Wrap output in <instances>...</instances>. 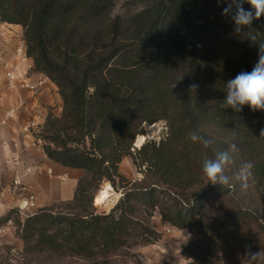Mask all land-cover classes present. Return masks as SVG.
Returning a JSON list of instances; mask_svg holds the SVG:
<instances>
[{"label":"trees","instance_id":"trees-1","mask_svg":"<svg viewBox=\"0 0 264 264\" xmlns=\"http://www.w3.org/2000/svg\"><path fill=\"white\" fill-rule=\"evenodd\" d=\"M115 3L0 0V22L23 27L34 69L57 85L63 100L61 116L41 125L44 151L84 171L74 198L61 202L64 211L53 205L17 219L25 247L105 260L133 239L159 241L150 222L158 209L164 223L195 232L182 248L192 264H213L228 253L235 264L248 262L246 246L264 249V111L221 105L226 82L258 62L264 15L237 33L218 0H146L126 17L113 15ZM159 120L167 121V136L137 149L145 125ZM191 131L230 153L228 185H213L203 174V161L215 153L193 143ZM127 156L141 180L121 172ZM246 161L254 163L255 182L243 189L235 176ZM104 182L123 195L110 211L98 212L93 200ZM216 200L229 209L211 219ZM17 212L2 219L12 221Z\"/></svg>","mask_w":264,"mask_h":264},{"label":"crops","instance_id":"crops-1","mask_svg":"<svg viewBox=\"0 0 264 264\" xmlns=\"http://www.w3.org/2000/svg\"><path fill=\"white\" fill-rule=\"evenodd\" d=\"M22 39L21 25L1 23L0 61L19 67L22 78L32 82L43 79L44 83L37 90L11 87L0 65V216L15 208L28 216L39 209L71 201L84 173L50 159L43 146L36 144L34 133L24 129L31 121L44 125L49 115L61 116L63 100L57 85L34 69L31 58L17 57L15 51ZM120 170L125 174L122 164ZM16 176L21 180L19 186L13 184Z\"/></svg>","mask_w":264,"mask_h":264},{"label":"rangeland","instance_id":"rangeland-1","mask_svg":"<svg viewBox=\"0 0 264 264\" xmlns=\"http://www.w3.org/2000/svg\"><path fill=\"white\" fill-rule=\"evenodd\" d=\"M145 4L146 0H116L113 15L126 17L135 14L143 9ZM1 23L4 22H0V25ZM167 131L168 124L165 120L147 123L145 125V132L139 134L141 137L140 143L138 141L140 139L138 135L134 146L139 145V147L135 146L139 149L143 144L148 142L158 143L162 138L167 136ZM122 170L125 171L124 175L128 178L138 180L143 178V173L139 171L131 156L124 158ZM107 188V199L104 203H98L97 195ZM122 192L121 187L114 188L109 182H104L94 195L93 205L98 212H101V210L108 212L116 204V198L123 195ZM54 207L56 210L64 211L63 203H58ZM228 209L229 206L224 200H216L210 206L208 215L211 219H216L221 217V214ZM4 215L0 216V264H192L191 259L183 256L182 248L194 239L196 236L195 232L189 231L188 229L171 227L164 223L161 220L158 209L153 212V215L150 217V222L161 233L159 241L156 243H145L138 239H133L127 246L109 255L105 260L102 258L86 259L46 250H27L22 239V227L19 225L17 219L24 220L28 216H23L17 212L12 214V221L4 222V219H2ZM261 215L264 217V209L261 211ZM224 261L235 264V259L231 258L229 253L227 255L217 256L212 260V263L219 264ZM236 264L241 263L238 262ZM243 264H248V262Z\"/></svg>","mask_w":264,"mask_h":264},{"label":"clouds","instance_id":"clouds-1","mask_svg":"<svg viewBox=\"0 0 264 264\" xmlns=\"http://www.w3.org/2000/svg\"><path fill=\"white\" fill-rule=\"evenodd\" d=\"M225 3L222 15L229 18L235 25V31L241 32L245 27H251L254 19H259L264 15V0H218V3ZM247 3L251 6L246 10L243 5ZM256 41V37L250 38ZM198 86H193L195 89ZM226 96L223 108H231L239 113L244 106H249L255 111H264V43L259 44V59L252 71H242L226 82ZM259 137L264 138V128L260 130ZM193 143H200L205 149H212L214 158H207L203 161L202 171L213 185H228L230 177L225 175V168L232 162V157L228 151H216L212 147L213 140L206 139L198 131H191L188 137ZM231 147L235 149V144ZM254 163L244 162L235 178L240 181L241 187L247 189L250 182H255ZM244 258L248 264H264V249L254 251L251 246H246Z\"/></svg>","mask_w":264,"mask_h":264},{"label":"built area","instance_id":"built-area-1","mask_svg":"<svg viewBox=\"0 0 264 264\" xmlns=\"http://www.w3.org/2000/svg\"><path fill=\"white\" fill-rule=\"evenodd\" d=\"M15 54L21 60L29 59L26 53V44H25L24 39L20 41L19 45L16 48ZM0 65L2 69L4 70V74L7 78L8 85L11 87H23V88H29L31 90H37L44 83L43 79L38 82H32L27 77L26 78L20 77L19 67L11 65L7 61H0ZM29 68H32V65H30ZM24 129L32 131L34 133L36 144L43 146V144L45 143V140L43 139L42 136L39 135V132L41 131V125L39 123H37L36 121H31L30 123L24 126ZM135 146L139 147V145H135ZM27 170L30 171L29 168ZM13 184L15 186L21 185V180L18 176L14 178ZM30 198L33 199L32 196Z\"/></svg>","mask_w":264,"mask_h":264},{"label":"bare ground","instance_id":"bare-ground-1","mask_svg":"<svg viewBox=\"0 0 264 264\" xmlns=\"http://www.w3.org/2000/svg\"><path fill=\"white\" fill-rule=\"evenodd\" d=\"M140 138V139H139ZM139 143H140V140H141V137H140V135H139ZM143 138V137H142ZM137 141V142H138ZM143 142V141H142ZM142 144V143H141ZM109 188V187H108ZM105 191H103L102 193H100V194H98L97 195V202L98 203H104L105 202V200L107 199V197H108V195H107V192H108V190L107 189H104ZM107 191V192H106Z\"/></svg>","mask_w":264,"mask_h":264}]
</instances>
